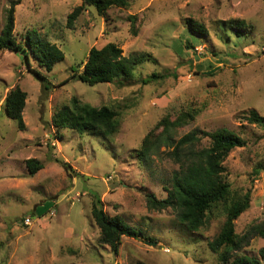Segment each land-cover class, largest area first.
<instances>
[{"label":"rangeland","instance_id":"374dc122","mask_svg":"<svg viewBox=\"0 0 264 264\" xmlns=\"http://www.w3.org/2000/svg\"><path fill=\"white\" fill-rule=\"evenodd\" d=\"M12 1L0 0V33ZM129 1V8L114 6L105 16L86 6L73 29L67 16L82 0H20L15 6L16 33L39 30L65 59L51 72L34 62L35 73L13 51H0V264H216L218 253L208 243L226 220L224 207L214 208L195 232L176 210L148 208L147 195L167 198L180 168L165 147L146 162L138 153L168 114L194 113L176 129L177 139L193 130L228 128L248 140L226 158L225 175L234 191L251 193L238 229L264 220V127L245 118L252 109L264 116V0ZM129 16L136 18V34ZM109 42L126 56L147 54L131 76L118 79L124 85L71 78L91 47ZM154 72L161 77L144 83ZM15 86L27 92L23 131L5 112ZM73 96L119 110L117 131L106 138L57 132L52 117ZM209 144L204 139L199 147ZM29 158L43 163L35 175ZM95 199L109 215L141 230L139 237L122 238L118 254L100 241ZM262 247L264 239L256 236L239 254Z\"/></svg>","mask_w":264,"mask_h":264},{"label":"trees","instance_id":"16d2710c","mask_svg":"<svg viewBox=\"0 0 264 264\" xmlns=\"http://www.w3.org/2000/svg\"><path fill=\"white\" fill-rule=\"evenodd\" d=\"M20 0L12 1L8 9L5 25L0 33V51L11 50L34 71L32 64L36 62L46 71L51 72L55 65L65 59L64 51L54 42L35 29H29L18 35L15 29V6ZM86 6H93L101 16L114 7H130L129 0H82L67 16V26L75 28L78 17ZM132 31L137 33L135 16H129ZM239 25L243 22L238 20ZM192 29L196 30L193 28ZM200 27V26H199ZM147 54L126 56L123 49L115 42L104 46L94 45L90 48L82 64L73 68L71 78L89 85L98 83H119L124 85L121 76H131L139 62L146 59ZM35 72V71H34ZM36 73V72H35ZM161 77L154 72L143 80L152 82ZM41 80L47 81L41 76ZM67 81V80H66ZM65 81V82H66ZM48 88V87H47ZM3 97L0 95V103ZM27 92L15 86L5 97L4 105L7 116L14 120L19 131L26 129L24 108ZM122 114L109 104L93 106L73 96L67 105L60 108L52 117V124L57 132L68 128L79 134L92 132L104 138L112 136L121 124ZM245 118L252 124L264 127V116L252 109ZM194 120L193 112H183L174 116H164L143 138L138 153L144 162L149 161L152 154H158L163 147L169 156L180 165L175 171L167 198L158 199L155 194L147 195L149 209L162 210L172 208L177 211L178 220L190 231H199L213 213L214 208L224 207L226 220L220 232L209 241L208 247L218 253L216 264H264V247L257 254L242 251L250 245L253 237L264 239V220L251 222L246 228L239 230L236 221L250 208L251 193H241L232 189L226 180L224 162L230 152L245 147L248 140L228 128L215 131L193 130L177 139L176 129ZM204 139H209L207 147H199ZM29 173L35 175L44 166L37 158L26 160ZM92 214L100 230V241L109 245L111 250L119 253L122 238L139 237L141 230L128 224L122 216H111L104 209L101 199H95ZM25 221V220H24ZM25 223V222H24Z\"/></svg>","mask_w":264,"mask_h":264},{"label":"built area","instance_id":"2783aa9c","mask_svg":"<svg viewBox=\"0 0 264 264\" xmlns=\"http://www.w3.org/2000/svg\"><path fill=\"white\" fill-rule=\"evenodd\" d=\"M30 222H31V218L30 217L25 218V223L26 224H29Z\"/></svg>","mask_w":264,"mask_h":264},{"label":"water","instance_id":"95a60500","mask_svg":"<svg viewBox=\"0 0 264 264\" xmlns=\"http://www.w3.org/2000/svg\"><path fill=\"white\" fill-rule=\"evenodd\" d=\"M147 243L150 244V245H153V246L157 245V242H155V241H150V242H147Z\"/></svg>","mask_w":264,"mask_h":264},{"label":"crops","instance_id":"0c3cea01","mask_svg":"<svg viewBox=\"0 0 264 264\" xmlns=\"http://www.w3.org/2000/svg\"><path fill=\"white\" fill-rule=\"evenodd\" d=\"M46 213V212H45ZM45 213H41L40 215L43 216Z\"/></svg>","mask_w":264,"mask_h":264},{"label":"clouds","instance_id":"9594fccd","mask_svg":"<svg viewBox=\"0 0 264 264\" xmlns=\"http://www.w3.org/2000/svg\"><path fill=\"white\" fill-rule=\"evenodd\" d=\"M29 225V224H28Z\"/></svg>","mask_w":264,"mask_h":264}]
</instances>
